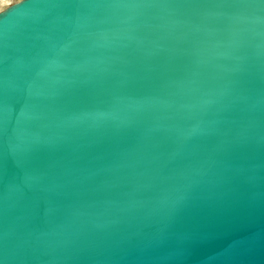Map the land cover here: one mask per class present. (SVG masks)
<instances>
[{"label":"water","instance_id":"1","mask_svg":"<svg viewBox=\"0 0 264 264\" xmlns=\"http://www.w3.org/2000/svg\"><path fill=\"white\" fill-rule=\"evenodd\" d=\"M0 264H264V0L0 11Z\"/></svg>","mask_w":264,"mask_h":264},{"label":"bare ground","instance_id":"2","mask_svg":"<svg viewBox=\"0 0 264 264\" xmlns=\"http://www.w3.org/2000/svg\"><path fill=\"white\" fill-rule=\"evenodd\" d=\"M6 1L7 0H0V8H2V7H4L5 5H11L12 3H14V2H16V1H18V0H8L7 1V3H6ZM3 2V3H2ZM1 3H2V5L3 6H1ZM6 3V4H5ZM3 10V9H2ZM1 9H0V11H2Z\"/></svg>","mask_w":264,"mask_h":264},{"label":"rangeland","instance_id":"3","mask_svg":"<svg viewBox=\"0 0 264 264\" xmlns=\"http://www.w3.org/2000/svg\"><path fill=\"white\" fill-rule=\"evenodd\" d=\"M7 1H8V0H7ZM7 1H6V3H7ZM2 3H3V2H2ZM2 3H1V6H3ZM6 3H5V4H6ZM7 6H9V5H5L4 7L0 8V9H1V10H2V9H5Z\"/></svg>","mask_w":264,"mask_h":264}]
</instances>
